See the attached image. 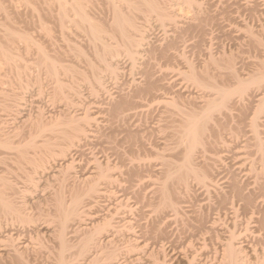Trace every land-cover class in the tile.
<instances>
[{"label":"bare ground","instance_id":"1","mask_svg":"<svg viewBox=\"0 0 264 264\" xmlns=\"http://www.w3.org/2000/svg\"><path fill=\"white\" fill-rule=\"evenodd\" d=\"M169 1L0 0V264H264V61L238 69L230 54L221 69L210 51L195 66L186 36L199 12L185 22L181 11L203 3ZM152 16L159 44H150ZM260 17L264 33V6ZM50 27L67 42L81 32L94 57L79 59L85 49L71 44L81 55L66 61ZM254 42L264 47V38ZM155 56L176 61L166 69L173 79L155 76ZM32 64L45 72L34 81ZM42 74L53 81L47 102H59L50 114L40 107ZM233 111L242 123L250 113L244 140L253 152L221 140L214 123L234 120ZM228 152L240 181L214 171Z\"/></svg>","mask_w":264,"mask_h":264},{"label":"rangeland","instance_id":"2","mask_svg":"<svg viewBox=\"0 0 264 264\" xmlns=\"http://www.w3.org/2000/svg\"><path fill=\"white\" fill-rule=\"evenodd\" d=\"M174 1H178L179 3H181L179 0H170L169 2H171V3H173ZM249 2L251 1V0H248ZM256 0H252V2H247V0L246 1H244V0H197V2L198 3H203L202 5H198L197 3V6H199V9H198V7H195V8H191V6H188V7H190V8H188V7H185V9H183L182 11H181V15H182V19L183 20H185V22H189L190 20H192V21H195L193 18V16H195L193 13H195V14H197L198 12V17L200 18V17H202V16H204L207 20L205 21V23L207 24H205V23H203L202 24V22H204V18H202L201 20L200 19H198V17L197 18H195L197 21H195V22H197V24L198 25H196V29H194V30H191L190 32L191 33H188V35L186 36V38L188 37V43H190L191 42V44H193V45H191L190 44V47H189V45H188V48H191V50H188V49H186L187 51H189V52H186V54H187V56H186V54H185V56L186 57H189L188 58V60L190 61V59H191V62L195 65V66H198V65H201L204 61H205V57L208 55V53L211 51V53H212V55H213V58H216L215 60H216V63H218V61L219 60H221L219 63H218V65H220V68L221 67H223L224 66V62L222 61V60H224L225 61V59L227 58L226 56H229L230 54V56L231 57H228V58H230L232 61H233V63L234 62H236L235 63V66L239 69L240 68V66L238 65V64H241V66H247L248 65V63H249V65L250 64H252L253 62H258L257 60H262L263 59V61H264V53H262V51H261V48H264V47H262V46H260V45H258V44H256L255 42H254V39H255V37L257 36V37H259L260 39H262V38H264V36H262V38H261V36L260 35H264V33H262L261 32V25H259V24H261L260 22H262V18L260 17V13H261V11H262V9H263V6H264V3H263V1H260V0H257L256 2L257 3H255V4H253V2H255ZM224 2V3H223ZM226 2V3H225ZM258 2H259V4H258ZM175 3V2H174ZM178 3V4H179ZM232 3V4H231ZM209 4V5H208ZM241 4V5H240ZM247 4V5H246ZM252 4H253V7H250V6H252ZM257 4V5H256ZM212 5V6H211ZM239 5V6H238ZM257 6V11H256V8L254 9V7L255 6ZM261 5V6H260ZM187 6V5H186ZM193 6V5H192ZM195 6V5H194ZM234 6V7H233ZM177 7H179V6H175L174 8L176 9ZM201 7H202V9H201ZM205 7V8H204ZM207 7V8H206ZM232 7V8H231ZM238 7V8H237ZM181 8V7H180ZM226 8V9H225ZM239 8H241L240 10H239ZM248 8V9H247ZM251 8L252 9H254V11H253V14L255 15H253L252 13H250L251 12ZM262 8V9H261ZM179 9V8H178ZM187 9V10H186ZM189 9V10H188ZM205 9H206V11H205ZM208 9V10H207ZM209 9L212 11H209ZM222 9V10H221ZM232 9H233V11H232ZM180 10V9H179ZM177 11V12H180V11ZM199 10V11H198ZM201 10V11H200ZM230 10V11H229ZM243 10H245V11H243ZM261 10V11H260ZM192 13H191V12ZM205 11V12H204ZM257 13H256V12ZM189 12H190V14H189ZM208 14H207V13ZM223 12V13H222ZM226 12V13H225ZM230 12V13H229ZM233 12V13H232ZM245 12V13H244ZM260 12V13H259ZM203 13V14H202ZM227 14L226 16H225V14ZM238 13V14H237ZM224 14V15H223ZM230 16H229V15ZM232 14H233V16H232ZM252 14V15H251ZM188 15H190V16H188ZM192 15V16H191ZM239 15V16H238ZM197 16V15H196ZM209 16V17H208ZM210 16H211V18H210ZM214 16V17H213ZM229 16V17H228ZM242 16V17H241ZM252 16V17H251ZM254 16V17H253ZM189 17V18H188ZM192 17V18H191ZM248 17V18H247ZM256 17V18H255ZM152 18V21L150 22V23H153L152 25H150V27L152 26V28H151V30H150V32L151 33H153V35H154V38L153 39H151V43L150 44H156L157 42L156 41H154V40H156V39H158V44L161 42L160 41V38H162V33L161 32H159V30L157 29V26H155L154 27V25H155V22H153L154 20V16H152L151 17ZM243 18V19H242ZM252 18V19H251ZM258 18V19H257ZM218 19V20H217ZM240 19V20H239ZM247 19V20H246ZM259 19H260V21H259ZM34 20H36V18L34 19ZM200 20V22H201V25H206L207 27V29L205 28V31L206 30H209L208 32H207V36H206V34H205V37H207L206 38V40H208V42H209V39L210 40H213V41H210L209 43L207 42H204V38L205 37H202L201 36V34L199 33L200 31L198 30L199 28H203V26L202 27H199V24H200V22H198ZM211 20V21H210ZM231 20V21H230ZM235 20V21H234ZM239 20V21H238ZM253 20H254V22H253ZM258 20V21H257ZM37 21V20H36ZM217 21V22H216ZM227 21V22H226ZM222 22V23H221ZM238 22H239V24H238ZM259 22V23H258ZM34 23H36V22H34ZM223 23H224V25H223ZM253 23V24H252ZM37 24V23H36ZM215 24H217V25H215ZM235 24V25H234ZM237 24V25H236ZM251 24V25H250ZM220 25V26H219ZM230 25V26H229ZM238 25H240V27L238 26ZM248 25V26H247ZM259 25V26H258ZM35 26L36 25H34V28H35ZM48 26H52V25H49L48 24ZM210 26V27H209ZM216 26V27H215ZM223 26V27H222ZM261 26V27H260ZM199 27V28H198ZM205 27V26H204ZM219 27V28H218ZM231 27V28H230ZM243 27V28H242ZM248 27V28H247ZM260 27V28H259ZM34 28H33V30H34ZM51 29H52V27H50ZM198 28V29H197ZM237 28V29H236ZM252 28V29H251ZM38 29V27L36 26V30ZM51 29H50V31H51ZM74 29V31H75V33L76 34H74V31H72V27H70V29L68 30V32L69 33H72L76 38H77V40L75 41V40H73L72 41V39L71 38H68V40L69 39H71V41H69V42H67L64 38H62L60 35H58L57 34V32L58 31H55V29H52V32L53 31H55V33L53 34H51V37H52V35H53V37L55 36V39H56V41H55V39L51 42L52 44L54 43V42H56V46L58 45V46H60V49H64L65 51H66V53H64V56H66V54H67V56L64 58V56L62 57V59H60V60H62V61H60L59 63H64L63 62V60L64 59H66V61L68 60H73L74 58L75 59H78L79 57H80V55H75V54H72V52L73 53H77V52H74V50H73V48H72V50H71V47H72V45L71 44H76L77 46L79 45V47H82L83 48V46H85V44H86V42H87V40L85 39L86 38V36L85 35H80V34H82L81 32H80V34H79V31H77L75 28H73ZM204 29V28H203ZM212 29V30H211ZM214 29H216V30H214ZM220 29V30H219ZM230 29V30H229ZM251 29V30H250ZM33 30H32V33H33ZM36 30H34V32H36V35H35V33H33V36L35 35V38L36 39H38V35H37V32H38V30L36 31ZM154 30V31H153ZM210 30H211V32H210ZM234 30V31H233ZM70 31H72V32H70ZM212 32H213V34H212ZM220 32V33H219ZM224 32V33H223ZM51 33V32H50ZM50 33H49V35H50ZM157 33V34H156ZM161 33V34H160ZM196 33H198V34H196ZM262 33V34H261ZM71 34V35H72ZM78 34H79V36H78ZM84 34V33H83ZM193 34H195V35H193ZM200 34V39L202 38V40L203 41H201L202 42V44H205V45H200V44H198V42H200V39H199V35ZM216 34V35H215ZM250 34V35H249ZM160 35V36H159ZM37 36V37H36ZM57 36V37H56ZM159 36V37H158ZM192 36V37H191ZM210 36V37H209ZM250 36V37H249ZM255 36V37H254ZM81 37V39H78V38H80ZM195 37V38H194ZM198 37V38H197ZM221 37V38H220ZM252 37H254V38H252ZM51 38V39H52ZM73 38V37H72ZM190 38V39H189ZM209 38V39H208ZM213 38V39H212ZM73 39H75V38H73ZM197 39V40H196ZM217 39V40H216ZM79 40H80V42L82 41L83 43H79ZM85 41V43H84V41ZM195 40H196V42H195ZM205 40V41H206ZM76 43H75V42ZM231 41V42H230ZM233 41V42H232ZM71 42V43H70ZM156 42V43H155ZM204 42V43H203ZM187 43V44H188ZM212 43L214 44V45H212ZM215 43H217V44H215ZM220 43V44H219ZM253 43H255L256 45H254ZM84 44V45H83ZM198 44V45H197ZM206 44H209V45H206ZM210 44L212 45V46H210ZM48 44H46V47H47V49H49V50H47L46 49V51H50V49H51V47H56L55 46V44L53 45V46H50V45H48V46H50V47H48L47 46ZM81 45V46H80ZM180 44H178L177 46H178V49H181L182 48V46L180 45ZM219 45H221V46H219ZM226 45V46H225ZM57 46V47H58ZM204 46V47H203ZM208 46H210V48L211 47H214V48H212V50L208 47ZM260 46V50H259V48H257V47H259ZM52 48V49H54L53 51H56L57 49H58V51L60 50L59 49V47L58 48ZM86 47H88V46H86ZM86 47H84L83 49H85L84 51H85V53L83 54V55H85L86 53V55L85 56H83V55H81V58H79V59H82L83 57H86V58H90V59H92V57H94L93 56V50L90 48V47H88L89 49H87V50H89L88 52H86L87 50H86ZM179 47H181V48H179ZM208 47V49H206ZM223 47H224V49H223ZM192 48H194L193 50H192ZM231 48V49H230ZM52 49H51V51H52ZM56 49V50H55ZM183 49V48H182ZM204 49V50H203ZM210 49V50H209ZM226 49V50H225ZM63 50V51H64ZM69 51V53H67L68 51ZM91 50V51H90ZM194 50H195V52H194ZM203 50V51H202ZM223 50V51H222ZM264 50V49H263ZM50 51V52H51ZM52 51V52H53ZM57 51V52H58ZM70 51H72V52H70ZM83 51V52H84ZM191 51V52H190ZM192 51H193V53H192ZM226 53H225V52ZM52 52H51V54H52ZM206 52V53H205ZM219 52H221V53H219ZM264 52V51H263ZM222 53H224L225 55H222ZM54 54V53H53ZM91 54H92V56H91ZM191 54H192V56H191ZM198 54V55H197ZM202 54V55H201ZM205 54H206V56H205ZM217 54H220V55H222V57L220 56V55H218L217 56ZM35 55V56H34ZM188 55H190V56H188ZM194 55V56H193ZM79 56V57H78ZM224 56V57H223ZM36 57V52L34 51V52H32V56H31V58H35ZM157 56H155V59L154 60H151V62L153 63V65H155L154 63H156V68H155V66H154V69H155V72H157V74L156 73H154V74H156L155 76H159V74H160V72L162 71H164V72H166L167 74H169V77H168V79H170V78H172V76H173V74H171V73H168V72H170V71H172V70H174V69H176V61L175 60H173V61H171L172 63H166L163 59H161L160 57H157ZM217 57H219V60H218V58ZM221 57V58H220ZM64 58V59H63ZM200 58V59H199ZM207 58V57H206ZM227 58V59H228ZM94 59V58H93ZM125 59H122L121 60V63H123V61H124ZM200 62H199V61ZM65 61V60H64ZM76 61V60H75ZM243 61V62H242ZM245 61V62H244ZM202 62V63H201ZM222 62H223V64H222ZM69 63V62H68ZM67 63V64H68ZM245 63V64H244ZM65 64H66V62H65ZM82 64V63H81ZM76 65V67L78 68V69H80L81 71H84L85 70V68H88L86 65H84V64H82V65ZM170 64L172 65V66H170ZM242 64H244V65H242ZM247 64V65H246ZM32 65H36V64H32ZM32 65H31V67H32ZM171 67V69L172 70H169V71H167L166 69H168V68H170L169 66ZM214 64H209L208 65V67L209 66H213ZM217 64L215 65V67H210L208 70V72L209 73H212L213 72V74H211V75H214L215 74V76H214V80L216 81V80H219V81H216V82H218V84H219V82H223V83H225V84H227V85H231V87H232V84H234V83H231L232 81L231 80H233L232 78H230V77H227V76H223L222 75V78L220 77V75H221V73H223V71L220 73V72H217V71H219V70H215V68H217L216 66H218ZM248 65V66H249ZM38 65H36V67H37ZM35 67V66H34ZM34 67H32V68H34ZM79 67H83V68H79ZM160 67H161V69H160ZM173 67H174V69H173ZM199 67V66H198ZM38 68H41L40 66H38L36 69H38ZM157 68H158V70H157ZM214 68V69H213ZM242 68V67H241ZM36 69L33 71V73H31V76H34L33 77V79H32V81H34V79H35V77L37 76V74H40V73H42L43 71H44V69L43 68H41V71H39L38 73H36L37 71H36ZM43 69V70H42ZM196 69H197V67H196ZM222 69V68H221ZM32 70V69H31ZM40 70V69H39ZM211 70V71H210ZM36 71V72H35ZM87 72V73H86ZM225 72V71H224ZM36 73V74H35ZM45 72H43V74H44ZM85 73L86 74H89L88 73V70L86 69V71H85ZM165 73V74H166ZM218 73V74H217ZM220 73V74H219ZM42 74V76L41 77H39V78H42V79H40V80H42V82L41 83H43V85H42V87H43V93H44V100L43 99H41L42 100V102H40V104H42L41 106L39 105V103H37L36 105L38 106H40V107H42V109H44L45 111V113H47V114H50L51 113V111H53V108H54V106L53 105H55V103L57 104V103H59L58 101H56L53 105H52V101L50 102L51 104H49L48 102L50 101V100H48L49 99V96H50V93H46V91L48 90V89H51L52 87H53V81H50L49 79H50V77L48 78V75H47V77H46V75L44 76ZM218 76H217V75ZM36 75V76H35ZM172 75V76H171ZM226 75V74H225ZM61 77H63L64 78V76L63 75H60ZM46 77V78H45ZM215 77H216V79H215ZM220 77V78H219ZM223 77H225V78H223ZM66 78H69V77H66ZM218 78V79H217ZM229 78H230V80H229ZM173 79V78H172ZM228 80L230 81V82H228ZM48 81V82H47ZM52 82V83H51ZM121 82V81H120ZM32 83V85H34V83L33 82H31ZM45 83H47V84H45ZM50 83H51V85H50ZM222 83V85H224L225 86V84H223ZM49 84V85H48ZM35 85L37 86V85H39V84H37L36 82H35ZM51 86V87H49L48 88V86ZM219 85H221V83L219 84ZM226 85V86H227ZM47 88H45V87ZM230 87V86H229ZM37 88L38 87H36L35 88V86H34V88H33V90H35V91H37ZM45 88V89H44ZM173 90H175V88L173 89ZM51 91V90H50ZM34 92V91H33ZM48 92H49V90H48ZM37 92H34L33 94L35 95ZM42 93V94H43ZM38 94V93H37ZM34 95H32V96H34ZM35 96H36V98H35ZM34 96V98L35 99H37V98H39V96L38 95H35ZM38 96V97H37ZM46 96V97H45ZM40 97H42V96H40ZM148 98V97H147ZM40 100V101H41ZM47 100H48V102H47ZM148 100H150V98H148ZM44 101V102H43ZM32 105H34V106H32ZM31 106L32 107H30L29 109H30V112L33 114L36 110V108L35 107H37V106H35V104H32ZM44 105V106H43ZM48 105V106H47ZM53 106V107H52ZM56 106V105H55ZM34 107V108H33ZM32 108V109H31ZM45 108H47V109H45ZM35 111H34V110ZM32 110V111H31ZM51 110V111H50ZM234 113V120H227L226 122L227 123H225V121L223 120V124L221 123L222 122V119L221 120H218V122H216V123H214V124H218V126H216L215 125V127H218V132H219V134H220V132H222V129H224V132L223 133H225V136L224 137H226V139H228L227 141H226V139L223 137V133H221V135L220 136H222L223 137V139H225V141L222 139V137H221V140L223 141V142H227V143H229V142H231L230 143V145H229V147H231V149L232 150H235V149H239V150H244V149H240L241 148V146L243 145V143H244V145H246L247 147L245 148V149H248V150H251V151H249V152H253L254 150V148H252L253 146L251 145V143H248L249 144V146H248V144H245L246 142H245V140H244V138H246V141H247V139L249 138V130H248V128L247 127H245V125L246 124H244V122L245 123H247V121H248V119L250 118V113H247V114H245V115H247L245 118H242V120H243V123L241 122V120H238L236 117H235V114H238V112H236L235 113V111H233ZM243 114V115H244ZM156 117L157 115L155 114V113H151V117L154 119V116ZM149 119H148V121L150 120V119H152V118H150V117H148ZM153 119H152V122H153ZM236 121V122H235ZM151 122V120L149 121V122H147V124H149ZM219 122H220V124H222L223 126L224 125H226L224 128H222V125H220L219 126ZM234 122V123H233ZM238 123V124H237ZM242 123V126L244 127V131L245 132H243L242 133V137L241 136H238V137H240V139L238 138H235L234 137V139H233V136H234V134L232 135L231 134V132H235L236 131V129L237 128H234L236 125H240ZM214 124L212 125V126H214ZM238 127V126H237ZM234 128V129H233ZM213 129L216 131V129L213 127ZM221 129V130H220ZM233 129V130H232ZM245 129H247V130H245ZM264 129V128H263ZM232 130V131H231ZM235 130V131H234ZM172 132H173V130H171V128L170 129H167L166 131H165V135H166V137L168 136V138L170 139V137H173V136H171V135H173L172 134ZM217 132V131H216ZM218 132H217V134H218ZM230 132V133H229ZM248 134V136H247V134ZM219 134H218V136H219ZM232 135V138H231V136L230 135ZM244 134V135H243ZM217 136V137H218ZM219 136V137H220ZM217 137H216V139H214V140H216L217 141ZM263 138L262 139H264V135L262 136ZM230 138H231V140H230ZM158 139V138H157ZM212 140H213V138H211ZM235 139H237V142L235 141ZM154 140H156V139H154ZM158 140H160V139H158ZM211 140V141H212ZM218 140H219V138H218ZM238 140H239V143H238ZM243 140H244V142H243ZM221 141V142H222ZM241 141V142H240ZM213 142V141H212ZM218 143H219V141H217ZM234 142H236V143H234ZM217 144V143H216ZM221 144V143H220ZM232 144H234L235 145V147L236 146H238V147H234ZM217 145H219V144H217ZM216 145V146H217ZM243 145V146H244ZM250 145H251V147H250ZM220 146V145H219ZM240 146V147H239ZM243 146H242V148H243ZM233 147V148H232ZM230 149V148H229ZM230 149V150H231ZM229 150V151H230ZM232 150L230 151V154H234L235 152H236V150L234 151V153L232 152ZM253 150V151H252ZM245 151H247V150H245ZM223 154H225V153H223ZM222 154V155H223ZM228 154V156H231V158L230 157H228V156H225V155H223V156H225V158L227 159H224L223 158V156H222V162H223V160H225L223 163V165L225 166H223L222 165V163H219L220 164V166H219V164H218V166L216 167L215 166V173H217L218 174V171H220L219 173L221 174H224L225 175V173H226V175L225 176H227V177H229V176H232L233 175V177H235V175L234 174H236V175H238V177L240 178H238L237 176H236V179L238 178L239 179V181L242 179V174L240 175V174H238L237 172H236V170L238 171V169H237V167L240 165V161L238 162V161H236V157H234V156H232V155H230L229 154V152L227 153ZM253 158V157H252ZM233 160L234 161V163H233V161H230V160ZM235 159V160H234ZM233 163V164H232ZM231 164H232V166H231ZM235 164H236V166H237V164H238V166L236 167V168H234L235 167ZM221 165H222V167H221ZM228 165V166H227ZM220 167H221V169H220ZM231 167V168H230ZM220 170H219V169ZM226 168H227V170H226ZM234 170H233V169ZM222 169H223V171H222ZM216 170H218L217 172H216ZM225 170H226V172H225ZM233 173H232V172ZM228 172H230V173H228ZM236 172V173H235ZM221 174V176H223ZM228 174V175H227ZM240 175V176H239Z\"/></svg>","mask_w":264,"mask_h":264}]
</instances>
